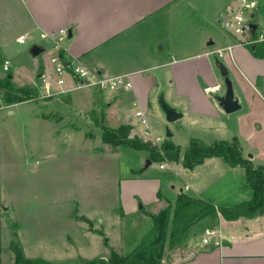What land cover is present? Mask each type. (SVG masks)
<instances>
[{
    "label": "crops",
    "instance_id": "1",
    "mask_svg": "<svg viewBox=\"0 0 264 264\" xmlns=\"http://www.w3.org/2000/svg\"><path fill=\"white\" fill-rule=\"evenodd\" d=\"M179 5L193 8L186 0H0V50L9 51L3 62L10 63L8 72L2 71L3 62L0 63V73L11 74L14 87L28 84L39 91L40 74L52 77L49 58L61 53L70 64L78 63L106 78L123 76L130 81V89L119 88L105 99L108 113L117 120L118 109L129 100L135 119L127 122L120 119L119 123L131 126V135L153 144L160 138L156 145L169 139L180 148L181 155L191 138L205 144L237 139L242 156L255 166H264V57H254L247 46L240 45V37L226 30L214 40L190 21L187 33L176 19ZM220 22L216 21L223 29ZM61 29L68 30V37L59 50L39 38L41 32L55 33ZM22 36L28 37V44L17 42ZM33 46L42 50L37 56L31 54ZM228 47L232 49L231 57L226 55L219 62L226 67L239 106L232 113H226L218 102L226 87L213 54ZM71 85L67 80L65 88L72 89ZM213 85H219L220 90L212 95L203 92L204 87ZM160 94L181 113L178 120L166 127L165 131L171 134L169 138L166 132H157L147 118L149 110H153L165 121L158 105ZM17 107L20 104L6 105L0 96V146L8 124L5 119L14 117ZM138 110L144 112L145 126L134 115ZM145 130L148 135H144ZM142 153L140 166L119 179L120 228L114 229L116 224L110 223L103 228L105 221L98 218L110 248L121 250L127 245L132 250L151 229V215L172 204L181 193L209 201L216 207L235 205L252 196V190L245 184L244 170L230 167L221 158L205 159L190 170L179 162L155 163L159 170H171L180 179L164 181L144 176L154 162L145 168L147 158ZM154 204L158 205L157 211L148 209ZM128 219L129 225L140 224L136 226L134 242L129 243L123 239L126 224L122 226V221ZM1 223L0 217V229ZM214 229L218 245L204 244V236L190 241L188 238L182 248L169 249L162 262L264 264V214L231 221L219 217ZM63 241L61 237L58 239L61 245L54 242L46 245L51 252L48 256L59 260V250L64 252Z\"/></svg>",
    "mask_w": 264,
    "mask_h": 264
},
{
    "label": "rangeland",
    "instance_id": "2",
    "mask_svg": "<svg viewBox=\"0 0 264 264\" xmlns=\"http://www.w3.org/2000/svg\"><path fill=\"white\" fill-rule=\"evenodd\" d=\"M186 2L193 8L179 5L177 22H181L184 25L181 27L189 33L192 21L194 27L214 40L225 31L216 21L222 23L230 19L237 6V0ZM200 24H203L202 29ZM8 57L9 51L0 50V63ZM5 75L0 73V78ZM16 88L36 89L28 84ZM36 91L32 99L18 103L20 107L15 108L14 117L5 119L8 123L6 133L1 135L2 264H13L11 240L21 246L27 258H41L50 264H82L93 258L108 257L111 250L123 255L129 253L131 250L127 245L121 250L110 248L102 233V224L98 222L100 217L105 221L103 228L110 223L116 224L114 229H118L119 179L131 175L141 164L142 152L123 147L113 149L100 137L103 126L116 128L123 125L119 123L121 120L135 119L129 100H125L118 109L117 120L108 113L105 99L114 91L72 88L51 96V100H46L48 97H42ZM148 117L159 133L165 134L166 127L172 124L160 119L153 110H149ZM144 176L180 181L173 171H161L155 163ZM157 206L150 205L148 209L157 211ZM122 224H126L124 241L134 242L136 226L140 224L135 226L130 222L129 225V219L123 220ZM203 227V222L191 227L184 242L188 238L190 241L204 236L206 228ZM111 232L113 234L114 230ZM61 237L64 252L59 250L58 260L55 256H48L51 252L46 250V245L51 242L61 245L62 242H58ZM168 252L169 249L165 251Z\"/></svg>",
    "mask_w": 264,
    "mask_h": 264
},
{
    "label": "trees",
    "instance_id": "3",
    "mask_svg": "<svg viewBox=\"0 0 264 264\" xmlns=\"http://www.w3.org/2000/svg\"><path fill=\"white\" fill-rule=\"evenodd\" d=\"M248 49L256 58L264 56V44L251 45ZM11 79L9 73L0 78L1 100L6 105L20 103L36 95V89L14 87ZM46 100L51 98L48 97ZM131 131L132 127L125 124L116 128L103 126L100 133L101 141L113 149L123 147L134 152H144L147 160L152 163L179 162L182 167L189 170L205 159L221 158L230 167H241L244 170L245 184L252 190V196L249 200L235 205L216 207L209 201L181 193L168 207L151 215V229L129 253L123 255L111 250L108 257L93 258L82 264H163L165 251L180 246L184 239H187L190 228L197 223L203 222L204 229H214L219 217L231 221L264 214V166H255L250 160L245 159L237 139L231 142L218 140L205 144L199 139L191 138L181 155L180 148L169 139L156 145L131 135ZM10 251L13 253V264H50L41 258H27L15 240L10 242ZM1 253L0 241V264Z\"/></svg>",
    "mask_w": 264,
    "mask_h": 264
},
{
    "label": "built area",
    "instance_id": "4",
    "mask_svg": "<svg viewBox=\"0 0 264 264\" xmlns=\"http://www.w3.org/2000/svg\"><path fill=\"white\" fill-rule=\"evenodd\" d=\"M254 26V29L252 28ZM224 30L228 31L234 36L240 37L242 46H251L255 44H264V0H237L236 9L230 19L222 22ZM68 37V30L61 29L55 33H39V38L45 43L52 45L54 49L59 50L61 43ZM28 40L27 36H22L17 39V42L22 44ZM232 49L230 47L225 49H217L213 52L216 60H223L227 55L231 57ZM52 67V77L46 74H40L39 92L42 97H51L56 94L69 90L66 87L67 80L71 81L72 88H94L100 92L116 91L119 88L130 89V81L123 77L106 78L100 74L89 70L88 68L78 64H70L61 55L55 54L49 58ZM10 63L4 61L2 64V71L8 72ZM220 90L219 85L206 86L203 92L207 95L215 94ZM136 118H139L141 125L145 126L147 120L142 110L134 112ZM144 135H148V131H144ZM160 141L156 138L154 144ZM160 169L164 168L160 164ZM217 232L215 229L206 228L204 230V237L202 242L206 245H218V240L215 239Z\"/></svg>",
    "mask_w": 264,
    "mask_h": 264
},
{
    "label": "water",
    "instance_id": "5",
    "mask_svg": "<svg viewBox=\"0 0 264 264\" xmlns=\"http://www.w3.org/2000/svg\"><path fill=\"white\" fill-rule=\"evenodd\" d=\"M252 28L254 29V26H252ZM41 51H42L41 48L37 46H33L31 48V54L33 56H37L38 54L41 53ZM215 65L220 73V76L223 78L224 85L226 87L225 94L222 97L218 98L219 105L223 108V110L226 113H232L236 111L239 108V106L237 104V100L233 97L231 83L227 77L226 67L218 60L215 61ZM158 105L167 123H173L181 117L180 111L169 106L164 101L162 94H160L159 96ZM170 136H171L170 132L166 131V138H169ZM150 163L151 162L149 160H146L144 167L147 168L150 165Z\"/></svg>",
    "mask_w": 264,
    "mask_h": 264
}]
</instances>
